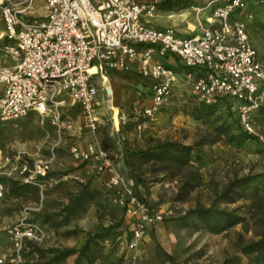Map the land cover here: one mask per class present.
I'll return each instance as SVG.
<instances>
[{
	"label": "built area",
	"instance_id": "obj_1",
	"mask_svg": "<svg viewBox=\"0 0 264 264\" xmlns=\"http://www.w3.org/2000/svg\"><path fill=\"white\" fill-rule=\"evenodd\" d=\"M255 1L264 5V0ZM247 2L208 0L201 7H192L196 14L193 34L183 36L173 27H158L149 22L157 10L150 2L44 0L45 14L36 17L34 0H0V39H5L1 49L14 61L12 67L0 68V122L35 112L49 117L60 132L66 126L63 95H68L79 105L93 131L100 88L97 80H101V88L108 97L111 89L104 82L107 73L115 68L129 71L137 60L136 72L150 80L152 92L149 104L140 106V128L156 121L173 95L178 75L155 59L171 54L188 69L183 81L191 85V93L198 102L210 104L226 97L233 100L243 131L264 140V123L257 124L253 117V112L264 105V63L250 41L244 20L252 18V13L240 16ZM207 10L202 22L201 14ZM90 68L95 71L90 72ZM69 151L75 159H93L97 170L107 171L109 188L121 184L118 201L131 217L127 247L135 250L147 227L162 220V213L134 194L133 181L124 180L108 151L92 143L85 148L72 144ZM44 173L42 162L35 163L33 179ZM1 178L0 173V202L5 193ZM7 234L13 246L11 264L21 263L26 240L37 243L47 238L45 227L30 220L28 207L7 228ZM5 263L0 250V264Z\"/></svg>",
	"mask_w": 264,
	"mask_h": 264
},
{
	"label": "rangeland",
	"instance_id": "obj_2",
	"mask_svg": "<svg viewBox=\"0 0 264 264\" xmlns=\"http://www.w3.org/2000/svg\"><path fill=\"white\" fill-rule=\"evenodd\" d=\"M134 1L158 5L168 0ZM184 1V5L188 4V7L177 5L171 10L157 9L155 17L149 22L173 27L180 34H193L190 31L195 25L196 14L192 7H201L208 0ZM247 5L248 2L246 7ZM257 12L258 15H264V5L258 3ZM208 13L209 10L201 14L202 22ZM248 20L246 18L245 23L252 22ZM254 26L250 23L248 31L256 39ZM169 60L171 65H177L174 57H169ZM197 102L191 93V85L178 80L172 97L161 109L156 121L138 128L137 124L143 118L139 115L140 105H137L133 110L131 108L114 113L111 111L99 123L97 120L95 129L89 131L97 134L99 140L102 138L99 147L108 151L111 161L120 170L124 180L133 181L134 194L151 209L162 213V220L151 226L150 233L146 230L141 243L143 239L146 241L139 243L135 250L127 247L131 217L126 209L121 212L123 206L118 201L121 184L109 188L102 180L107 175L105 170H97L96 167L90 170L86 166L89 160L75 159L69 151L72 144L80 143L83 130L77 136L67 135L66 128L58 132L49 117L35 112L17 120L0 122V173L5 184L0 213L6 216L9 223L6 232L0 231L5 264H11L13 254L7 228L16 223L25 207L29 208L30 220L45 227L47 238L37 243L26 240L21 251L20 264H47L50 257L46 252L48 249H77L88 233H95L115 224L119 218L120 226L111 232L109 240L101 244L97 264H222L225 259L236 254L238 247L257 240L264 230V189L259 191V200L255 202L256 206L251 214L243 213L247 209L243 205L249 204V201L240 199L218 205L220 209L239 208V214L243 217L240 223L220 233L206 230L196 220L182 224L181 217L189 209L197 206L209 207L232 179L264 174V147L260 145L264 140L258 139L257 144L247 142L241 145L227 144L224 139L211 143L210 141L216 139L211 122L193 120L183 110L185 105L191 106ZM81 127L89 128L86 121ZM69 129L73 130L71 126ZM203 138L208 143L198 147L200 184L181 199L177 195L184 180L182 176H173L169 170H160L159 164L152 165L137 159H132L131 164L125 160V151L144 149L157 141L194 144ZM40 161L45 167V173L37 175L34 180L32 171L35 163ZM12 168L14 169L11 170ZM9 170L11 174L7 176L5 173ZM132 173L138 174L140 181ZM24 179L30 180L26 182ZM12 180L30 185V191L20 196L10 193L9 183ZM87 181L90 182V187L100 188L102 194L95 202H89L84 212L55 228L41 221L42 216L60 211L69 197L78 191L79 184ZM35 182L42 184V187ZM166 255H169L168 259ZM74 258L75 255H71L55 264H73ZM240 264H247V260L242 258Z\"/></svg>",
	"mask_w": 264,
	"mask_h": 264
},
{
	"label": "trees",
	"instance_id": "obj_3",
	"mask_svg": "<svg viewBox=\"0 0 264 264\" xmlns=\"http://www.w3.org/2000/svg\"><path fill=\"white\" fill-rule=\"evenodd\" d=\"M184 2V0H168L159 3L156 8L159 10H171L177 5H184ZM184 6L188 7V4ZM262 28H264V24H262ZM183 110L193 120L211 122L212 131L216 136V139L210 141L211 143L220 139H224L227 144L236 145L247 142L258 143L257 137L243 131L233 109V100L227 97L218 99L210 104L197 102L191 106L185 105ZM253 117L257 124L264 123V105H261L253 112ZM206 143L208 142L205 138L194 144H183L179 141H157L144 149L125 151L124 155L128 163L132 164V159H137L140 162H149L152 165L159 164L160 170H169L173 176H182L184 180L177 195V198L181 199L186 193L200 184L201 174L197 165L200 161L198 147ZM260 145L264 147V143H260ZM132 176L137 181H140L138 174L132 173ZM102 180L104 183L106 182V178L102 177ZM29 188L30 185L19 181L12 180L9 183L10 193L17 196L23 195L28 190L30 191ZM261 189H264V174L261 176L234 178L227 183L209 207L197 206L189 209L181 217L182 224L186 225L191 220H196L203 224L206 230L220 233L230 226L240 223L243 217L239 214V208L231 210L220 209L218 205L233 203L240 199L249 201V204L243 205L247 208L243 213L248 212L251 214L257 200H259V191ZM101 194V189L90 187L89 181L81 183L78 191L69 197L68 202L63 205L60 211L42 216L41 221L51 227H58L68 222L71 217L84 212L88 203L95 202ZM124 209L125 207H122L121 212H124ZM54 217L59 219L55 220ZM120 222L121 219L119 218L115 224H111L95 233H88L84 242L77 249H48L46 252L50 254V257L46 263L55 264L68 256L75 255L73 264H97L96 261L101 244L111 238V232L120 226ZM130 226L131 223L129 224L128 241L130 239ZM168 258L169 255H166V259ZM242 258L247 260V264H264V230L261 231L257 240L238 247L236 254L231 258L225 259L222 264H240Z\"/></svg>",
	"mask_w": 264,
	"mask_h": 264
},
{
	"label": "crops",
	"instance_id": "obj_4",
	"mask_svg": "<svg viewBox=\"0 0 264 264\" xmlns=\"http://www.w3.org/2000/svg\"><path fill=\"white\" fill-rule=\"evenodd\" d=\"M43 2L44 0H34V4H33L34 16L42 17L45 14L44 9L42 8ZM257 6H258L257 1L248 0V5L246 9L240 13V16L243 17L244 16L243 14H245L246 12L252 13L253 17L250 18L248 21H252L250 22L252 26L255 25L254 27H255V38L256 39H253L250 36V33L248 31V26L250 25V23L249 24L246 23L247 31H248L251 43L257 50L259 60L262 63H264V28H262V25H261V23L264 22V15L262 14L258 15ZM257 16H258V21H256ZM244 20L246 22V18ZM154 26H158V25H154ZM158 27H164V26L159 25ZM2 31H3V24L0 19V33ZM177 32L179 31L177 30ZM180 35L189 36L190 34H180ZM4 42H5V39H0V68L12 67L14 65V61L9 56H7L1 49V45ZM169 57H174L177 60V65L175 66L171 65L169 63L170 61ZM155 59L171 67L175 71V73L178 75V80L183 81V77L185 73L188 71V69L183 66V64L180 62L179 59H177L175 56L171 54H167L162 58L155 57ZM137 64L138 62L137 60H135L131 64L129 71L115 68V69L110 70L107 73V78L104 79V82H108L110 89H111V93L110 95H108V97L104 94L101 88V85H102L101 80L100 79L97 80V84L100 88H99L98 97H97V104L94 109L95 110L94 117L96 118V122L97 120H98V123L99 121H102V118L106 117L107 115H110L111 111L112 113H114L119 110H126V109H131V108L133 110L137 105L145 106L149 104L151 93H152L150 90V80L137 74L136 72ZM178 80L175 86L178 84ZM187 85L189 86L188 83ZM2 94H3V85L0 83V97L2 96ZM63 98L65 100V107L63 109V115H64L63 117L66 121L65 133L67 135L70 134L73 136H77V134L83 130L84 131L83 137L80 140V143L76 144L77 146H79L80 148H85L88 143H92V144H95L96 146L97 145L100 146V142H101L100 140L102 138L99 140L97 134H93L89 132L90 131L89 128L82 129L81 125H83L84 121L86 120L83 118L81 114L79 105L75 103L68 95H63ZM69 126H71L73 130L69 129ZM94 163L95 162L93 159L89 160L87 161L86 166L90 170H92L95 167ZM13 169L14 168H12L11 170ZM11 170L6 172L5 174L7 176H10ZM105 173L107 175L104 178H107L108 172L106 171ZM5 217L6 216L4 214L0 213V220H1L0 231L2 230L5 231L6 227L9 224L8 221L5 219ZM16 220H17V215H16ZM150 228L151 227L147 229V233L151 232ZM4 238L7 242V236H5ZM0 241H2V238L0 239ZM143 241H146V239H143L142 243ZM0 250L3 251L2 252L3 254L5 253L2 245H0Z\"/></svg>",
	"mask_w": 264,
	"mask_h": 264
},
{
	"label": "bare ground",
	"instance_id": "obj_5",
	"mask_svg": "<svg viewBox=\"0 0 264 264\" xmlns=\"http://www.w3.org/2000/svg\"><path fill=\"white\" fill-rule=\"evenodd\" d=\"M89 71L93 72V71H95V69L94 68H90ZM94 114H95V110H94Z\"/></svg>",
	"mask_w": 264,
	"mask_h": 264
}]
</instances>
